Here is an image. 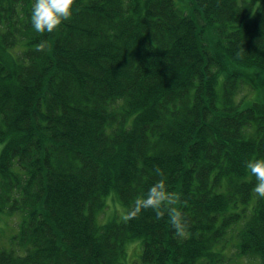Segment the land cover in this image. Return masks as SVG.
<instances>
[{
	"label": "trees",
	"instance_id": "16d2710c",
	"mask_svg": "<svg viewBox=\"0 0 264 264\" xmlns=\"http://www.w3.org/2000/svg\"><path fill=\"white\" fill-rule=\"evenodd\" d=\"M33 2L0 0V264H125L130 237L141 264H264V0H74L43 34ZM156 167L183 239L125 219Z\"/></svg>",
	"mask_w": 264,
	"mask_h": 264
},
{
	"label": "clouds",
	"instance_id": "9594fccd",
	"mask_svg": "<svg viewBox=\"0 0 264 264\" xmlns=\"http://www.w3.org/2000/svg\"><path fill=\"white\" fill-rule=\"evenodd\" d=\"M73 5L74 0H34L30 14L32 27L41 34L54 32L64 21L71 19ZM47 47V42L41 41L35 46V50L43 52ZM246 168L256 180L253 192L259 198H264V158L249 160ZM155 173L160 179L149 187L143 196L134 201L125 219H133L142 210L151 209L157 220L167 216L175 236L183 239L188 233L189 225L187 218L178 206L181 204L180 195L168 190L162 169L156 167ZM183 203L186 204L187 201Z\"/></svg>",
	"mask_w": 264,
	"mask_h": 264
},
{
	"label": "rangeland",
	"instance_id": "374dc122",
	"mask_svg": "<svg viewBox=\"0 0 264 264\" xmlns=\"http://www.w3.org/2000/svg\"><path fill=\"white\" fill-rule=\"evenodd\" d=\"M258 7V5H257ZM3 144L0 143V150L2 148ZM110 194H113L115 195L114 193H110ZM110 197L112 198L113 196L110 195ZM109 201H113V199H110L108 200ZM111 205L108 206V208L106 209L105 212L101 213L100 215V218H102L103 220H107V217L109 216V214H113L114 212V206L112 203H110ZM117 213H123L124 211L122 210V207L121 206H118V209L116 211ZM14 220L15 221H19V217L18 216H14ZM13 223V220H9L6 221L2 218L1 221H0V226H3L4 227V231H3V234L5 235V239L6 240H9L8 237H11L14 233L15 230L18 229L17 225L16 224H12ZM236 240V238H235ZM9 242V241H8ZM124 248H125V264H141L142 262V241L140 238L138 237H130L126 240V242L124 243ZM229 249V248H228ZM228 249H227V252H228ZM231 251H233L235 253V249H232ZM231 257H234V256H231ZM242 258V257H241ZM250 261V260H248ZM241 262V260H240ZM230 264H238L237 262H231ZM242 264H250L246 261V259L242 258Z\"/></svg>",
	"mask_w": 264,
	"mask_h": 264
}]
</instances>
